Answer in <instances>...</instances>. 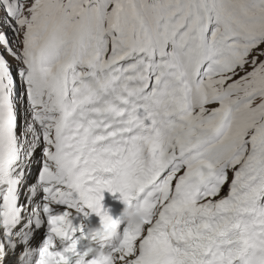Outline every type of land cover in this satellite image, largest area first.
Returning a JSON list of instances; mask_svg holds the SVG:
<instances>
[{
  "label": "snow or ice",
  "instance_id": "obj_1",
  "mask_svg": "<svg viewBox=\"0 0 264 264\" xmlns=\"http://www.w3.org/2000/svg\"><path fill=\"white\" fill-rule=\"evenodd\" d=\"M0 264H264V0H0Z\"/></svg>",
  "mask_w": 264,
  "mask_h": 264
},
{
  "label": "clouds",
  "instance_id": "obj_2",
  "mask_svg": "<svg viewBox=\"0 0 264 264\" xmlns=\"http://www.w3.org/2000/svg\"><path fill=\"white\" fill-rule=\"evenodd\" d=\"M122 212L131 220H135L137 218V213L126 206L122 209Z\"/></svg>",
  "mask_w": 264,
  "mask_h": 264
},
{
  "label": "bare ground",
  "instance_id": "obj_3",
  "mask_svg": "<svg viewBox=\"0 0 264 264\" xmlns=\"http://www.w3.org/2000/svg\"><path fill=\"white\" fill-rule=\"evenodd\" d=\"M13 64H14V63H13ZM21 98H22V97H21ZM20 100H21V99H20ZM19 107H20V115H21V109H22V108H21V104L19 105ZM28 179H29V181L32 180L31 175H29V178H28Z\"/></svg>",
  "mask_w": 264,
  "mask_h": 264
},
{
  "label": "rangeland",
  "instance_id": "obj_4",
  "mask_svg": "<svg viewBox=\"0 0 264 264\" xmlns=\"http://www.w3.org/2000/svg\"><path fill=\"white\" fill-rule=\"evenodd\" d=\"M9 60H10L11 63H14L15 64V62L11 60V57H9Z\"/></svg>",
  "mask_w": 264,
  "mask_h": 264
}]
</instances>
